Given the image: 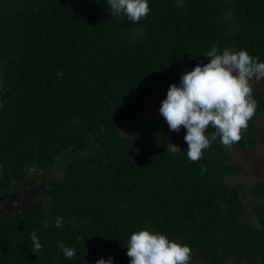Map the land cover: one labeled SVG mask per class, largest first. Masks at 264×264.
<instances>
[{
    "label": "trees",
    "instance_id": "trees-1",
    "mask_svg": "<svg viewBox=\"0 0 264 264\" xmlns=\"http://www.w3.org/2000/svg\"><path fill=\"white\" fill-rule=\"evenodd\" d=\"M148 4L133 23L106 0H0V196L35 170L56 176L46 204L0 212V264H129L128 239L143 229L189 246L190 264H264V180L248 188L247 208L244 184L227 180L241 169L219 137L193 162L183 127L145 116L147 103L207 63L213 44L264 62V0ZM253 97L256 113L233 145L242 150L256 144L264 115V90Z\"/></svg>",
    "mask_w": 264,
    "mask_h": 264
},
{
    "label": "clouds",
    "instance_id": "clouds-1",
    "mask_svg": "<svg viewBox=\"0 0 264 264\" xmlns=\"http://www.w3.org/2000/svg\"><path fill=\"white\" fill-rule=\"evenodd\" d=\"M106 2L117 17L123 14L133 23H138L150 12L148 0ZM204 55L207 63L185 71L179 85L170 84L159 107V114L171 132L178 133L181 127L186 130L187 149L183 152L193 162L198 161L218 137L225 147L242 139V132L247 130L258 106L251 82L264 79V62H259V57L250 56L246 50L233 52L225 48L220 52L213 44ZM210 126L214 131L206 134ZM168 148L173 153L182 152L173 144H168ZM62 225L63 218L57 217L55 227ZM30 238L32 252H39L42 244L38 236L32 232ZM57 247L65 258L75 256V250L62 241L57 242ZM126 249L129 264H190L192 256L189 246L146 229L133 232ZM96 264H113V258H100Z\"/></svg>",
    "mask_w": 264,
    "mask_h": 264
},
{
    "label": "rangeland",
    "instance_id": "rangeland-1",
    "mask_svg": "<svg viewBox=\"0 0 264 264\" xmlns=\"http://www.w3.org/2000/svg\"><path fill=\"white\" fill-rule=\"evenodd\" d=\"M253 88L264 90V79L251 82ZM167 90L162 92L160 101L145 105V116L152 117L159 114L161 101L166 98ZM139 119H134L131 124L122 129L123 135H129L139 125ZM256 144L247 149L229 147L232 155V163L240 167L238 175L229 176L227 180L231 184L242 183L245 188L242 198L245 206L250 207L251 198L248 188L259 180H264V115L260 116L255 123ZM55 175L50 170H35L30 180L21 185L11 188L9 194L0 196V212L12 213L18 211L28 200L36 199L47 203L46 186L55 180Z\"/></svg>",
    "mask_w": 264,
    "mask_h": 264
}]
</instances>
